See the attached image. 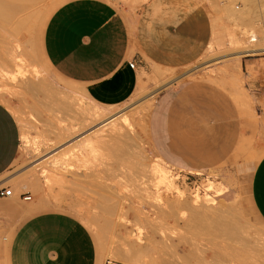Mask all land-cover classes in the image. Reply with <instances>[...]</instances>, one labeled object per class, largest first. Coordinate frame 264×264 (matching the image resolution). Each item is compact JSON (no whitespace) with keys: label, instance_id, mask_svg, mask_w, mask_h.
Listing matches in <instances>:
<instances>
[{"label":"rangeland","instance_id":"1","mask_svg":"<svg viewBox=\"0 0 264 264\" xmlns=\"http://www.w3.org/2000/svg\"><path fill=\"white\" fill-rule=\"evenodd\" d=\"M69 1L36 0L14 19H0V101L17 118L24 141L7 176L14 180L1 188L12 189L20 203L36 205L34 212L11 213L70 218L77 223L76 252L97 257V264L124 263L136 248L143 251L144 264L257 263L264 226L240 192L260 151L233 119L221 120L213 111L230 101L259 121L253 99L264 75V53L246 50L262 37V19L256 15L244 25L236 0H196L209 12L214 30L210 48L197 62L179 70H141L138 89L127 102L101 106L81 99L83 113L76 92L69 107L71 87L56 77L44 54L46 25ZM106 1L130 17L148 0ZM22 19L29 20L24 28ZM245 57L260 59V65L246 68L250 78L244 68L230 81L225 74L231 62ZM168 92L174 98L165 114ZM199 109L205 113L200 123ZM80 113L88 116L85 123L77 121ZM86 141L92 152L76 157ZM151 170L171 183L152 190ZM205 181L222 184L224 191L207 197ZM27 192L30 201L20 198ZM58 253L68 264L63 248Z\"/></svg>","mask_w":264,"mask_h":264},{"label":"crops","instance_id":"2","mask_svg":"<svg viewBox=\"0 0 264 264\" xmlns=\"http://www.w3.org/2000/svg\"><path fill=\"white\" fill-rule=\"evenodd\" d=\"M213 34L210 14L196 0H148L139 13L130 17L106 0H71L50 17L43 46L48 65L56 77L71 87L72 96L67 97L69 107L76 92V104L82 111L81 99L89 98L101 106L127 102L138 89L141 70H179L193 65L210 48ZM131 63H135L134 69ZM257 65L260 59L235 60L225 76L230 81L235 80L245 68L246 77L250 78L252 75L246 68ZM254 94L259 121L251 114H244L230 101L220 102L213 112L223 116L221 120L233 119L235 127L245 137L253 138L252 144L260 151L247 187L240 194L246 208L264 226V75L258 93ZM173 98V92L166 94L165 114L169 113ZM225 104L228 105L225 107ZM58 105L63 106L60 102ZM83 113L77 121L82 117L88 120ZM196 113L200 123V116L205 113L200 109ZM22 142L24 144L17 118L0 101V192L4 189L1 187L14 180L7 176L21 156ZM204 183L205 195L211 196L209 198L215 199V194L224 191L222 184ZM12 196L0 194V264H65L58 253L61 248L68 264L98 263L97 257H85L76 252L75 221L43 213L15 216L12 210L34 212L36 205L20 203ZM70 244L74 249L72 253L67 251ZM258 258L257 263L252 264H264V239Z\"/></svg>","mask_w":264,"mask_h":264},{"label":"bare ground","instance_id":"3","mask_svg":"<svg viewBox=\"0 0 264 264\" xmlns=\"http://www.w3.org/2000/svg\"><path fill=\"white\" fill-rule=\"evenodd\" d=\"M236 2H241L242 3V6L240 8H237V16L239 17V19L241 20V22L245 25L247 23H249L251 21V19H255L256 15L259 16V18L262 19L263 21V34H262V37L259 39L258 43L256 45H254L255 47L253 48H250L249 50L247 49L246 52H248L249 54L250 53H253V52H257V53H264V0H236ZM34 3H36V0H8L7 2L6 1H3V0H0V19H3L5 20V22L7 21H10L11 19H14L15 16H18L19 14L27 11V10H30ZM230 13H231V10H229ZM233 12V10H232ZM38 16V15H37ZM255 17V18H253ZM17 18V17H16ZM39 19V18H38ZM27 21L29 20H23L19 23V26L20 28H24L27 24ZM9 24V23H8ZM17 28V27H16ZM9 37V36H8ZM35 38V37H34ZM7 47V46H6ZM2 49V48H1ZM13 53V52H12ZM11 53V54H12ZM255 53V54H257ZM10 54V55H11ZM11 60L12 61H15L17 60V56L15 54H12L10 56ZM237 68V67H236ZM231 72V71H230ZM237 75V74H236ZM242 96V95H241ZM240 100V98H239ZM243 110V109H242ZM81 118V117H80ZM79 120V119H78ZM83 123L86 122V120L83 119H80ZM79 125V124H78ZM82 131V130H81ZM90 140V139H89ZM88 141V140H87ZM85 142L82 144L83 148H79V151L77 152V155L76 157H83L84 155H86L88 152H92L90 150H92V144H91V141L90 142ZM94 147V146H93ZM95 149V148H94ZM152 172V179L150 177L151 180H149L152 184V190H154V188H159V190L161 188H163V186L165 185L166 186V183H171V180H169V176L165 175V174H162L161 176H156V171L155 170H151ZM147 174V173H146ZM150 174V173H149ZM160 178V179H158ZM171 179V178H170ZM156 180L158 181L157 182V186L155 185L156 183ZM167 183V185H168ZM22 189H28V185L27 184H23L21 186ZM168 188V186H167ZM151 189V188H150ZM149 190V189H147ZM151 190V191H152ZM158 190V189H157ZM156 190V191H157ZM149 192V191H148ZM149 194V193H148ZM180 194H183V192L181 191ZM153 195V193H151V196ZM150 196V197H151ZM154 198V196H153ZM159 199L156 198V200ZM160 200V199H159ZM158 201V200H157ZM159 202V201H158ZM186 205V204H185ZM192 209V208H191ZM201 210V209H199ZM198 214V213H197ZM202 215V214H201ZM204 216V215H203ZM207 220V219H206ZM215 220V219H214ZM210 221V220H209ZM213 222H210V224H212ZM225 226V225H224ZM195 228V226H194ZM226 231V230H224ZM234 230H231L229 229V233L232 234ZM227 232V231H226ZM140 234H142L141 232H139ZM228 233V234H229ZM224 234V233H223ZM229 234V236H231ZM227 235V234H226ZM138 239V238H137ZM139 241H141V238H139ZM141 248V247H140ZM143 249V248H142ZM143 251L139 248H136L135 250H132V252H129V257L126 258V259H122V261L125 263V264H141V261H143V264H144V260H142L141 258V253ZM122 263V262H120ZM122 263V264H124ZM164 264H167L166 262H163ZM146 264V263H145ZM149 264V263H148ZM152 264V263H151ZM155 264H157L155 262Z\"/></svg>","mask_w":264,"mask_h":264},{"label":"built area","instance_id":"4","mask_svg":"<svg viewBox=\"0 0 264 264\" xmlns=\"http://www.w3.org/2000/svg\"><path fill=\"white\" fill-rule=\"evenodd\" d=\"M130 66H131V68L134 69V68H135V63H131ZM12 193H13V190L10 189V188H4V189L0 192V194H1L2 196H6V197L12 196ZM22 197L24 198V200H30V199H31L30 196H25V194H22ZM105 264H122V263L117 262V261H114V260H107V261L105 262Z\"/></svg>","mask_w":264,"mask_h":264}]
</instances>
